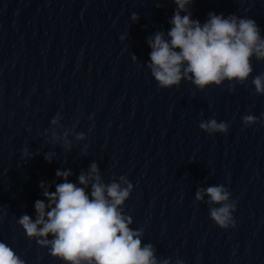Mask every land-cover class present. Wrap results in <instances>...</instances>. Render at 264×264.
I'll list each match as a JSON object with an SVG mask.
<instances>
[{"label": "water", "instance_id": "95a60500", "mask_svg": "<svg viewBox=\"0 0 264 264\" xmlns=\"http://www.w3.org/2000/svg\"><path fill=\"white\" fill-rule=\"evenodd\" d=\"M175 8L173 0H0V241L26 264H63L17 223L35 219L40 183L55 191L58 169L78 183L93 162L105 183L125 175L133 184L124 213L158 258L264 264V95L251 82L264 61L252 59V76L235 91L227 81L160 88L146 67L147 38L170 29ZM190 11L201 23L209 12L251 18L264 36V0H195ZM249 114L259 122L245 127ZM210 118L228 132L201 130ZM53 128L69 132L70 151L52 142ZM46 153H55L51 163ZM219 184L237 202L235 227L220 228L195 201L198 188Z\"/></svg>", "mask_w": 264, "mask_h": 264}, {"label": "clouds", "instance_id": "9594fccd", "mask_svg": "<svg viewBox=\"0 0 264 264\" xmlns=\"http://www.w3.org/2000/svg\"><path fill=\"white\" fill-rule=\"evenodd\" d=\"M173 2L176 8L169 20L170 29L156 31L147 38L151 51L146 67L158 86L171 88L187 80L203 91L227 81L229 89L235 91L237 84L245 85L254 72L252 59L264 61V36L256 21L235 14L225 18L223 14L209 12L206 21L201 23L192 19L190 5L195 0ZM131 19L138 21V14L132 13ZM132 59L137 60L135 54ZM251 82L255 95H264V73L252 77ZM61 118L57 113L51 125H59ZM258 122L255 115L242 117L245 127ZM199 128L210 135L226 134L229 125L210 118L201 121ZM51 135L53 143L62 141L64 150H71L68 131L61 135L53 128ZM75 139L85 140L86 136L76 132ZM21 151L27 159L33 158L27 147ZM54 156L55 153H46L44 158L51 163ZM55 175L63 180L55 184V191H50L51 184L42 181L39 185L45 199L35 201V219L23 214L17 220L27 238L48 249L50 256L63 264H172L171 258L157 257L153 244L142 242V228L130 227L133 219L124 213L123 205L130 198L133 184L125 175L114 176L111 182L105 183L95 162L87 172L79 174L78 183L69 181L73 175L71 169H58ZM231 196L229 189L219 184L198 188L195 201L206 203L210 218L220 228L227 229L236 225L233 213L237 202ZM0 264L26 262L0 241ZM175 264H184V261L177 257Z\"/></svg>", "mask_w": 264, "mask_h": 264}]
</instances>
